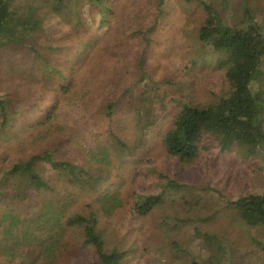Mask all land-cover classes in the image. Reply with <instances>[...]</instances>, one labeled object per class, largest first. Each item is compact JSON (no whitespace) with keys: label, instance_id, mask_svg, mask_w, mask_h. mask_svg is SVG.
<instances>
[{"label":"rangeland","instance_id":"rangeland-1","mask_svg":"<svg viewBox=\"0 0 264 264\" xmlns=\"http://www.w3.org/2000/svg\"><path fill=\"white\" fill-rule=\"evenodd\" d=\"M66 1L71 7L64 16L43 9L42 30L30 36L18 55L10 50L8 58L3 53L0 96L14 94L26 105L6 134L0 135V157H5L0 158V165L23 160L32 151L58 147L63 158L100 175L102 184L84 191L47 171L55 191L39 196L32 206L16 208V214H34L46 197L59 201L65 196L68 205L61 217L95 211L106 248L124 252L123 264H189L211 254L219 255L220 264H264V221L231 205L244 195L264 191V153L246 158L235 143L208 139L204 143L209 148L203 143L197 158L183 164L167 155L162 142L179 110L178 101L205 104L233 88L239 61L229 65L214 59L204 61L200 54L197 37L200 29L214 20V11L199 0H168L156 28L149 30L157 13L152 0H103L99 11L88 5V0ZM204 1L214 4L228 24L240 21L246 9L256 19L264 17V0ZM77 5L82 11L79 15L75 13ZM143 56L150 78L163 91V102H154V111L168 112L152 128L145 144L122 159L113 135L133 144L134 114L128 97L140 91L137 79ZM33 58L41 62L40 72L33 68ZM44 68L67 72L73 79L70 91L61 94L56 83L45 90L39 88L44 79L54 81V76L43 74ZM255 84L264 93V74ZM127 89L130 92L124 94ZM49 95L55 98L56 109L44 122L39 106L46 105ZM116 101L112 116H108L107 105ZM30 102L34 106L27 105ZM262 124L264 127V119ZM103 148L107 157L102 155ZM157 172L176 179L181 186L168 190L163 202L148 215L139 216L132 209L133 194L137 190L163 192L164 179L157 178ZM6 207L0 204V239L12 245L16 230L5 234L9 220L1 221ZM206 233L217 235L218 243L210 246ZM20 248L11 250L14 264L26 254V249ZM33 258L31 264L98 261L94 249L83 242L82 230L69 225L52 251Z\"/></svg>","mask_w":264,"mask_h":264},{"label":"trees","instance_id":"trees-1","mask_svg":"<svg viewBox=\"0 0 264 264\" xmlns=\"http://www.w3.org/2000/svg\"><path fill=\"white\" fill-rule=\"evenodd\" d=\"M78 2L82 0H76ZM86 1V0H83ZM103 0H88L87 4L99 9ZM157 11L154 23L149 28L155 29L168 0H152ZM200 3L214 11L211 24L200 29L197 41L200 54L204 61L218 60L220 63L231 64L239 61V72L233 81V88L215 101L205 104L182 102L178 99L179 110L173 115L168 129L162 136L166 153L183 164L193 162L200 153L205 140L211 139L220 144L235 143L239 153L248 158H254L264 153V93L255 83L264 74V17L256 19L253 13L246 9L243 18L235 24L226 23L217 8L211 2L199 0ZM35 4H26L24 0H0V61L11 50L12 55H18L25 49L30 36L42 30V12L59 17L64 16L71 6L66 0H36ZM46 8V9H45ZM45 9L46 11H43ZM82 11L77 9L76 14ZM34 38V37H33ZM18 51V52H17ZM4 53V54H3ZM35 56V55H34ZM144 56L140 60V91L131 93L128 104L133 109L135 137L133 144L114 134V147L118 155L130 157L144 145L152 134L161 116L168 111H154V102H163V91L159 83L152 80L144 66ZM34 69L40 72V66L34 58L31 60ZM193 63H197L194 59ZM45 69V72H44ZM43 69L45 76H54V81L43 80L39 88L55 85L61 94H66L73 86V79L61 69ZM48 85V86H47ZM130 92V89L125 90ZM47 103L39 106L44 113V122L50 120L51 111H55V98L47 97ZM34 103H27L30 107ZM26 102L17 96H0V135L6 134L18 111H25ZM116 102L107 105V115L112 116ZM37 108V104L35 105ZM162 108L165 109L164 103ZM22 124L23 122L20 121ZM209 148L208 143H204ZM58 147L32 151L27 158L0 165V204L7 208L1 214V221L9 220L4 226L5 234L16 230V238L12 245L0 239V264H14L15 258L11 250L26 249L25 256L18 264H31L36 256L52 251L60 242V236L66 225L82 230L83 242L91 246L97 255L96 264H123L125 253L118 249H107L104 237L98 229V217L95 211L89 213L77 212L66 219L61 213L68 205V198L63 196L59 201L46 197L40 203L41 208L34 214L20 216L16 208L34 205L39 196L54 192L55 188L48 177L47 171L56 172L61 179L80 190H96L102 184L100 175L92 173L84 164L74 162L61 156ZM107 157V150L101 151ZM3 160L5 157H0ZM264 168V167H262ZM157 178H163L162 189L146 193L137 190L133 194L132 209L139 216L148 215L158 207L168 190H175L181 185L174 178L163 172L156 173ZM145 189V188H142ZM157 189H161L160 186ZM147 191V189H146ZM114 198L116 195H112ZM9 201V202H8ZM11 202V203H10ZM13 203V204H12ZM231 205L244 210L247 214L256 216L264 221V191L244 195L231 202ZM13 206V207H12ZM210 246L217 244V235L204 234ZM50 242V243H49ZM264 252V244L262 245ZM215 253V251L213 252ZM34 259V258H33ZM218 254H211L200 260L193 259L189 264H220Z\"/></svg>","mask_w":264,"mask_h":264}]
</instances>
